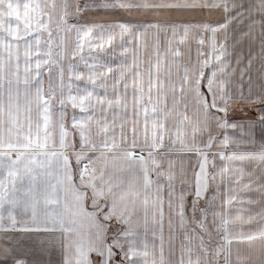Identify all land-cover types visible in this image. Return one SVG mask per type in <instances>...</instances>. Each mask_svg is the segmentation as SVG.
Instances as JSON below:
<instances>
[{
  "label": "snow or ice",
  "instance_id": "6c2138e0",
  "mask_svg": "<svg viewBox=\"0 0 264 264\" xmlns=\"http://www.w3.org/2000/svg\"><path fill=\"white\" fill-rule=\"evenodd\" d=\"M0 264H264V0H0Z\"/></svg>",
  "mask_w": 264,
  "mask_h": 264
},
{
  "label": "rangeland",
  "instance_id": "374dc122",
  "mask_svg": "<svg viewBox=\"0 0 264 264\" xmlns=\"http://www.w3.org/2000/svg\"><path fill=\"white\" fill-rule=\"evenodd\" d=\"M247 47H248L247 42H245L244 45H243V50H244L245 54L247 53ZM256 47H257V49H258V45H256ZM192 55H193V58H195V46H193V52H192ZM258 69H259V64L256 63V64L254 65L253 71H252V73H251V75H252L254 81L256 80ZM247 81H248V77H247V75L245 76L244 81H243L242 83L239 82V77H237V82H238V84H239L240 86L243 87L245 93H247V90H248V82H247ZM241 115H242V114H241Z\"/></svg>",
  "mask_w": 264,
  "mask_h": 264
},
{
  "label": "crops",
  "instance_id": "0c3cea01",
  "mask_svg": "<svg viewBox=\"0 0 264 264\" xmlns=\"http://www.w3.org/2000/svg\"><path fill=\"white\" fill-rule=\"evenodd\" d=\"M178 166H179V162H178ZM177 187L179 188V184L177 185ZM165 227H164V236H165V241H166V245L165 247L167 248V239H168V228H167V207L165 206ZM157 243H159V241H157ZM177 245L179 244V240L176 241Z\"/></svg>",
  "mask_w": 264,
  "mask_h": 264
}]
</instances>
